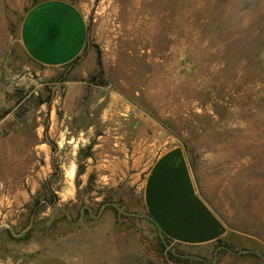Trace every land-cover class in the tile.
Wrapping results in <instances>:
<instances>
[{
    "label": "rangeland",
    "instance_id": "1",
    "mask_svg": "<svg viewBox=\"0 0 264 264\" xmlns=\"http://www.w3.org/2000/svg\"><path fill=\"white\" fill-rule=\"evenodd\" d=\"M38 1L0 0V264H71L57 255L111 220L141 224L159 264H264L171 242L141 202L148 143L264 175V0H68L87 40L58 67L19 41Z\"/></svg>",
    "mask_w": 264,
    "mask_h": 264
},
{
    "label": "crops",
    "instance_id": "2",
    "mask_svg": "<svg viewBox=\"0 0 264 264\" xmlns=\"http://www.w3.org/2000/svg\"><path fill=\"white\" fill-rule=\"evenodd\" d=\"M86 40V19L68 0L34 3L19 26L22 49L43 66L75 60ZM158 147L154 142L147 145L150 163L141 190L145 217L157 233L173 243L264 257V175L257 179L255 167L244 163L222 168L203 164L196 173L183 146ZM221 156L229 161L249 159L238 152ZM140 158L143 153L136 159ZM57 257H71V264H159L161 256L145 243L141 224L111 220L95 223L87 235L73 238Z\"/></svg>",
    "mask_w": 264,
    "mask_h": 264
},
{
    "label": "bare ground",
    "instance_id": "3",
    "mask_svg": "<svg viewBox=\"0 0 264 264\" xmlns=\"http://www.w3.org/2000/svg\"><path fill=\"white\" fill-rule=\"evenodd\" d=\"M132 1H133V0H132ZM136 3H138V2H136ZM140 3H141V2H140ZM134 4H135V3H134ZM148 4H149V3H148ZM140 5H141V4H140ZM140 5H139V6H140ZM146 5H147V4H146ZM146 5H145L144 7H146ZM137 7H138V5H137ZM137 7L135 8V10L137 9ZM140 7H142V6H140ZM144 9H146V8H144ZM144 9H143V10H144ZM151 9H152V8H151ZM169 9H170V8H169ZM138 11H139V9H138ZM146 11H147V10H146ZM153 12H154V11H153ZM153 12H152V13H153ZM141 13H142V12H141ZM143 14H144V12H143ZM153 15H154V13H153ZM139 17H140V16H139ZM137 20H138V19H137ZM153 20H155V19H153ZM151 21H152V19H151ZM138 25H139V24H138ZM154 27H155V26H153L152 29H153ZM150 28H151V27H150Z\"/></svg>",
    "mask_w": 264,
    "mask_h": 264
}]
</instances>
